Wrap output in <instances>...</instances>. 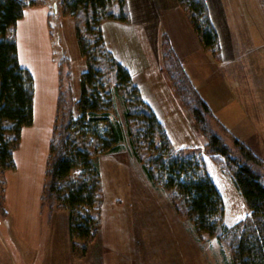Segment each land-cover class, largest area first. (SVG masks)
<instances>
[{
    "label": "trees",
    "instance_id": "16d2710c",
    "mask_svg": "<svg viewBox=\"0 0 264 264\" xmlns=\"http://www.w3.org/2000/svg\"><path fill=\"white\" fill-rule=\"evenodd\" d=\"M57 1L60 15L75 20L87 69L80 77L81 96L75 100L70 61L63 57L58 64L59 92L41 211L68 212L72 254L84 259L101 227L103 189L95 158L118 152L127 138L148 180L168 194L178 214L192 222L199 236L227 239L230 264H264V178L257 169L264 166V160L214 116L165 38V71L180 102L208 140L205 148L174 147L131 74L105 40V21L130 22L127 0ZM177 1L205 51L221 61L219 36L206 1ZM46 3L0 0V202L5 200V174L15 169L14 154L21 144L22 131L32 126L35 118L34 78L19 60L17 25L27 8ZM54 16H49V24ZM117 97L125 106V129L113 118ZM212 122L231 138L239 157L231 154V148L211 128ZM204 154L231 174L250 210L231 228L224 225V200L207 172Z\"/></svg>",
    "mask_w": 264,
    "mask_h": 264
},
{
    "label": "rangeland",
    "instance_id": "374dc122",
    "mask_svg": "<svg viewBox=\"0 0 264 264\" xmlns=\"http://www.w3.org/2000/svg\"><path fill=\"white\" fill-rule=\"evenodd\" d=\"M261 2L264 8V0ZM244 5L246 9L249 7L248 3ZM57 8L56 4L53 7L56 15L52 22L55 56L49 62L54 67L62 56L70 59L73 96L78 100L81 96L80 77L86 71L87 64L80 55L73 29L70 32L63 20V29H59V20L62 18H59ZM107 22L117 21H105L102 24L103 33L108 37L109 48L113 52V29L105 26ZM38 50H43L44 61L46 49L39 43ZM260 53L261 57L264 56L263 51ZM27 57L29 60L26 61L36 72L43 68L33 64L35 60L32 55ZM260 77L264 78L258 72L250 76L249 70H245L244 86L240 92L249 97V92L256 91L259 94L262 87L260 91L264 100V81L260 84ZM251 101L252 105L256 102L254 98ZM116 106L113 118L125 129V106L120 97L116 99ZM171 110L173 113L174 109ZM41 116V135L45 136L50 130L53 113L48 108ZM166 125L176 148H205L208 143L206 136L198 128L191 130L189 123L178 113L169 117ZM211 125L231 148V154L239 157L231 138L215 123ZM32 127L25 129L27 133H31ZM28 147L29 143L23 139L19 151L28 150L29 159L41 155ZM203 158L207 172L224 200V225L231 228L245 219L250 210L234 185L231 174L209 155L204 154ZM95 160L101 172L103 205L100 231L88 255L84 259H77L72 254L70 235L61 216L53 218L47 210H38L34 216L31 206L37 198L34 190L43 165L32 161V165L25 170L21 158L19 166L16 163L15 171L11 172L24 179L18 185V192H22V196L16 202L8 196V190L12 192V185L5 174V200L0 202V264H230L228 240L198 235L192 222L178 214L168 194L148 180L142 165L134 158L127 138L118 152L99 155ZM257 169L264 178V166ZM26 186L28 190L24 191ZM30 196L29 203L27 200Z\"/></svg>",
    "mask_w": 264,
    "mask_h": 264
},
{
    "label": "crops",
    "instance_id": "0c3cea01",
    "mask_svg": "<svg viewBox=\"0 0 264 264\" xmlns=\"http://www.w3.org/2000/svg\"><path fill=\"white\" fill-rule=\"evenodd\" d=\"M205 1L212 24L219 36L221 61H217L205 51L177 0H127L130 22L105 23L106 27L111 26L113 29V52L109 48L108 37L104 33L107 46L114 57L131 74L143 99L165 127L173 146V138L166 125L169 117L178 113L189 123L191 130L197 126L177 97L165 72L163 62L165 38L168 39L171 47L181 59L189 78L214 116L228 131L264 160L262 87L259 94L256 91L249 92V97L240 92L244 86L245 70L246 72L249 70L250 76L258 72L264 77V56L261 57L260 53L263 51L264 55V8L262 2L261 0ZM244 3L249 4L247 9ZM56 4L58 7L57 0H47L43 6L27 8L17 25L19 60L23 67H28L27 69L33 75L35 85L33 129H31V133H27L26 128L23 129L21 144L23 139H26L29 143L28 149L31 148L35 153H41V155L29 159L27 157L28 150L19 151L20 144L14 154V160L15 169L16 163L19 166L21 158L24 160L25 168H23L25 170L32 165V161L43 165L34 190L37 198L31 206L34 216L38 210L41 211V194L59 92V62H55L54 67L49 62V59L52 61L55 56L54 32L50 27L54 19L49 24V16L52 13L56 15L53 12V7ZM57 11L59 13L58 8ZM59 18H62L59 20V29L61 31L63 29V20L70 32L73 29L76 37L75 20L71 17H62L60 13ZM39 43L47 51L44 61L43 50H38ZM29 55L33 56L35 60L33 64L36 67L39 65L43 67L39 72H36L26 61L29 60L27 57ZM63 57L68 58L67 56ZM259 80L262 84L264 78L260 77ZM251 98L256 100L254 105H252ZM48 108L49 112L53 113L52 123L49 132L43 136L41 135L40 117L43 118L41 115H44V111ZM171 109H174L173 113ZM198 136L200 137V135ZM202 143H204L203 139ZM15 169L8 171L6 177L12 185V192L9 189L8 196L16 202L22 196V192H18V185L21 180L24 182V179L20 178V175L18 177L11 173ZM33 173L36 174L35 171ZM27 188L28 186L24 188V191H27ZM31 196L27 200L29 203ZM48 211L51 212L53 218L61 216L64 219L69 234L68 212H56L52 209Z\"/></svg>",
    "mask_w": 264,
    "mask_h": 264
}]
</instances>
